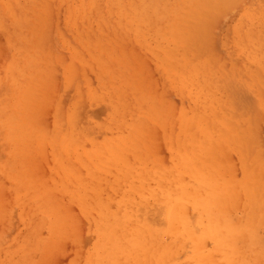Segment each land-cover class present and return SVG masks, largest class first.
Masks as SVG:
<instances>
[{
	"label": "rangeland",
	"instance_id": "1",
	"mask_svg": "<svg viewBox=\"0 0 264 264\" xmlns=\"http://www.w3.org/2000/svg\"><path fill=\"white\" fill-rule=\"evenodd\" d=\"M179 1L0 0V264H88L102 214L163 211L156 177L175 174L180 123L214 73L258 133L254 160L223 150L211 163L215 200L235 221L257 206L264 264V0H211L209 45L201 32L174 55L165 16Z\"/></svg>",
	"mask_w": 264,
	"mask_h": 264
},
{
	"label": "bare ground",
	"instance_id": "2",
	"mask_svg": "<svg viewBox=\"0 0 264 264\" xmlns=\"http://www.w3.org/2000/svg\"><path fill=\"white\" fill-rule=\"evenodd\" d=\"M210 2L211 0H185L184 2L179 1L177 5L175 4L176 6L171 9V16H165L167 34L171 36V38L166 39V47L173 45L168 49L169 51L174 53V51H178L179 47L190 48L192 43L204 41V35L206 39L207 35L204 32H208V30L205 31L206 25L204 26L203 24L206 21L211 22V19L213 20L212 17L214 15L216 17L219 14V12L215 13L214 8H212L214 12L209 11L210 8L207 5H212V2ZM221 2V5L225 4L223 0ZM229 2L228 4H230ZM211 5L210 7H213ZM206 6L209 8H207L208 11L206 10L209 14L205 11ZM214 6L217 7L215 4ZM212 12L215 14H211L212 16L210 17ZM206 14L211 19L206 18L207 20L202 23L204 17L207 16ZM201 32L204 35L201 37L202 40H198L197 37H199ZM206 42L209 45L207 39ZM206 42L204 43L206 44V46L204 45L205 49L206 47L208 48ZM201 46L203 45L201 44ZM175 65L181 69L184 68L181 59ZM259 68L263 69V66ZM181 71L182 74L187 73L185 70ZM192 71L195 73L194 69ZM201 74L202 76L206 74L205 68H202ZM259 78L256 77V82L262 83ZM219 82L218 74L214 73L213 77L203 81V83L207 84L204 86L206 90L203 97L198 94L190 98L192 104L191 114L184 115L183 113L184 117L177 133L174 155L176 167H174L175 170H171L175 174L170 172L162 173L163 170L162 172L160 171L159 175L156 174L158 172L155 173L165 198L164 202L166 205L163 206V211L161 210L151 216L147 209H136L137 207L139 208L137 206L134 208L135 210L121 211V215H119L120 211L118 209L119 212L113 213L111 216L102 214L93 223L98 239L89 255L88 264H260V256H262L260 255V242L255 232L256 228H254L256 226L257 206L249 208L248 205L249 220L244 218L235 221V219L231 218V220L228 218L226 214L228 206L223 207V203H225L223 198H221L222 204L220 202L217 203L215 200L216 190L213 175L216 172L212 173L214 169L211 165L213 161L215 165V158L220 156L223 158V150H235L238 157L244 160L248 158H253L254 160L258 154L257 140H255L258 137V133L255 132L257 133L256 137L254 131H251L252 129L254 130L253 125L250 131L246 130V128L250 129L248 128L250 127L248 126L250 124L248 123L249 119L244 121L235 120L234 115L236 117L239 115L236 113H233V115V111L229 106H224L223 103H228V100H233V98L217 95V93H220L221 88ZM250 110L252 109L250 108ZM248 115L252 117V113ZM177 171L181 172L180 177H178ZM216 189H218L217 186ZM228 189L227 187L226 195H234L237 188H233L231 192ZM250 205H254V202L252 201ZM188 208L193 211L194 214L192 216L188 212ZM198 225H200V229H197ZM164 235L169 237L166 245H164ZM207 236L212 238L213 241L211 252L209 250L205 251L201 247L202 239ZM182 252L184 256L182 255L183 258H180L179 253L182 254Z\"/></svg>",
	"mask_w": 264,
	"mask_h": 264
}]
</instances>
